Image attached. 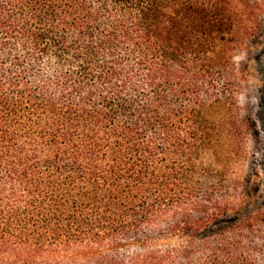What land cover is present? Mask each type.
Instances as JSON below:
<instances>
[{
  "label": "trees",
  "instance_id": "16d2710c",
  "mask_svg": "<svg viewBox=\"0 0 264 264\" xmlns=\"http://www.w3.org/2000/svg\"><path fill=\"white\" fill-rule=\"evenodd\" d=\"M235 18L233 0H0V264H264Z\"/></svg>",
  "mask_w": 264,
  "mask_h": 264
},
{
  "label": "rangeland",
  "instance_id": "374dc122",
  "mask_svg": "<svg viewBox=\"0 0 264 264\" xmlns=\"http://www.w3.org/2000/svg\"><path fill=\"white\" fill-rule=\"evenodd\" d=\"M233 1L236 8L233 53L238 83L234 111L250 120L244 125L247 134L242 153L246 165L244 171L235 166L234 174L241 175L243 171L244 176L258 181L259 199L264 204V0ZM251 121L256 124L258 137L251 130ZM235 148L234 145L231 149ZM222 159L223 156L219 162ZM212 160L208 158V166Z\"/></svg>",
  "mask_w": 264,
  "mask_h": 264
}]
</instances>
